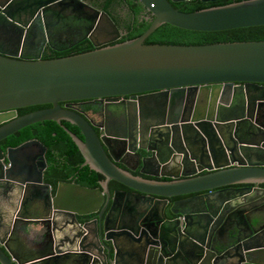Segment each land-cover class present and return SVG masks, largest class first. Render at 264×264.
Wrapping results in <instances>:
<instances>
[{
    "label": "water",
    "instance_id": "obj_1",
    "mask_svg": "<svg viewBox=\"0 0 264 264\" xmlns=\"http://www.w3.org/2000/svg\"><path fill=\"white\" fill-rule=\"evenodd\" d=\"M180 1L138 0L150 25L117 42L124 33L110 16L81 0H0V22L20 29L39 17L47 23L83 21L88 25L83 38L94 47L53 59L0 50V141L28 125L55 121L84 165L104 178L98 188L60 183L51 197L42 170L33 165L39 157V166H45L43 144L31 139L6 153L0 149V183L32 189L26 195L51 209L52 230L65 234L28 255L23 243L9 245L13 230L0 211V264H59L70 255L78 264H264V125L253 123L264 104V40L145 42L162 24L192 31L264 25V0L191 12L173 7ZM124 97L140 121L149 120L140 123L139 134L156 138L152 147L139 146L150 157L136 155L141 172L154 178L117 166L125 162L113 154L112 134L105 128L98 135L81 113L60 105L97 99L109 110ZM62 121L77 127L82 138ZM147 159L154 160L155 171L145 170ZM110 180L131 191L111 196ZM178 196L187 197L168 204ZM95 212L97 218L77 224L76 215Z\"/></svg>",
    "mask_w": 264,
    "mask_h": 264
},
{
    "label": "flooded vegetation",
    "instance_id": "obj_2",
    "mask_svg": "<svg viewBox=\"0 0 264 264\" xmlns=\"http://www.w3.org/2000/svg\"><path fill=\"white\" fill-rule=\"evenodd\" d=\"M81 1L93 8L99 9L94 6V2L96 0ZM99 1L103 2L104 0ZM188 1L192 0H184L173 3H182ZM110 13L113 19L111 17L110 18L114 24L122 33H124L120 26L122 25L123 21L129 20L130 18L129 9L127 6H125L121 0H117V2L113 3V5L110 7ZM147 16H149V13L144 8L137 13L139 20H141L143 17L146 18ZM46 23L47 22H45L42 17H39L35 19L34 22H32L28 27L19 29V27L14 25L0 22V50L9 54L22 56L24 59H30L39 53L42 55L43 51L49 47L54 48L58 44L71 46L79 40L87 38L83 37L88 31V25L83 21L74 22V19H69L52 20L51 22L47 24ZM129 99V97H124L122 100L125 102L123 103H119L121 100L116 101L112 104L113 108H110L109 110L105 109L104 100L102 101L97 99L63 102V106H68L69 108L81 113L91 122L95 132L98 135H102L105 128L109 133L112 134H109V138L112 141L111 144L114 146L113 154L118 159V161L121 160L125 162V164L116 162L115 164L117 166L133 175H138L143 178H154L141 172L142 162L140 160L139 164L137 163L136 155H138L140 159L150 157V153L147 151V149H142L139 146L142 145L147 148L152 147L154 142H156V138H151L150 135L147 136V138H144V135L139 134L138 126L140 123L144 125L149 122V120H145L147 117H145V119L142 121L139 120L135 110L132 111L133 107L127 104ZM90 105L93 106L88 108ZM121 108L123 110H120ZM256 112L257 113L254 116L255 121L253 120L254 125H264V104L260 105ZM114 134H116V136ZM6 150L3 152L6 153ZM46 155L47 150L45 148V151L42 155L45 162L44 168L39 166V163L41 162L39 157L35 158L33 165L36 170H42V182L50 186L51 197L55 195L60 183H76L88 188H98L90 187L87 184L80 182L81 175L84 174L85 168L88 167V165H84V159L80 163V168H82V170H79L78 168L76 169L74 162L67 161L64 162L67 164L66 167L63 163L59 168L61 171L52 172L50 166L46 162ZM153 161V159L146 160V171H155ZM4 163L7 164L6 159L4 160ZM205 172L206 171H202L201 173ZM90 176L91 175H88V178ZM48 177H52V182H55V185L45 180ZM157 179L165 180L166 178L160 177ZM103 180L104 178L102 176L99 182ZM114 183L117 185L119 184L113 180L108 182V188L111 196L115 191H131L123 185L122 186L124 188H121L116 186ZM243 186L246 185H237L236 187ZM261 186L264 187V185ZM0 187L2 188L0 191V211H3L5 226L10 227L13 230V235H8L10 236L9 245L11 247H13V245L16 243H23L26 245V249H22V251L26 250L29 255L34 252H42V249L39 250V247L46 245L48 241L51 240V238L57 237L59 240L62 239V237L65 235L62 233L63 231H59V229L56 231L52 230L51 213L53 211L51 209H46L44 203L35 201V198L32 196L28 197L26 195L25 189L27 188V190H30L29 192H31L32 189H29L25 185L17 186L16 184L5 182H1ZM185 197L187 196L170 198L168 199V204L170 205L172 202ZM169 205L166 207L167 214ZM108 208L109 204L103 211V215L107 212ZM98 213L99 212H95L81 216L76 215L75 219L78 222V225H82L83 223L90 222L97 218ZM72 229L70 228V231L73 234L77 232L74 226ZM2 249L5 251L3 247ZM31 249L33 250L31 251ZM77 259V256L70 255L68 258L60 260L59 264H78L76 263Z\"/></svg>",
    "mask_w": 264,
    "mask_h": 264
},
{
    "label": "trees",
    "instance_id": "obj_3",
    "mask_svg": "<svg viewBox=\"0 0 264 264\" xmlns=\"http://www.w3.org/2000/svg\"><path fill=\"white\" fill-rule=\"evenodd\" d=\"M121 1L129 9L130 18L129 20L123 21L122 25L120 26L122 31H124V34L120 37V39L117 40V42L145 31L150 25V21L146 18L143 17L141 20L138 19L137 13L144 7L137 0ZM234 1L238 0H217L215 2L206 3L201 0H192L182 3H172V5L174 8L180 11L191 12L214 5L227 4ZM116 2L117 0H104L103 2L96 0L94 2V6L105 11L113 19L110 13V7ZM252 40H264V25L222 31H192L181 29L170 24H162L147 37L145 42L165 44H205ZM93 48L94 47L92 46L91 42L86 38L79 40L71 46L58 44L54 48L49 47L43 51L41 58H60L86 52L92 50ZM60 105L63 106V103H60ZM49 106L50 105L47 104L24 107L17 109L16 112L17 115H22L27 112ZM91 106L93 105H90L88 108H91ZM62 124L70 131L75 133L78 137L82 138L77 127L64 121H62ZM31 139H36L45 146L47 150L46 162L50 166L52 172L61 171L59 168L64 162L67 161L74 162L76 169L78 168L79 170H82V168H80V163L83 161L81 153L67 133L55 121H41L21 128L20 130L2 139L0 141V149L4 151L7 147H16L21 143ZM66 166L67 164H65V167ZM88 175L91 176L88 178ZM101 178L102 176L99 173L86 167L84 174H82L80 177V182L87 184L90 187H99V181ZM45 180L55 185V182H52V177H48ZM115 185L124 188L120 184Z\"/></svg>",
    "mask_w": 264,
    "mask_h": 264
}]
</instances>
